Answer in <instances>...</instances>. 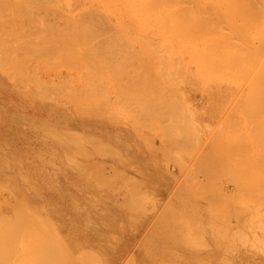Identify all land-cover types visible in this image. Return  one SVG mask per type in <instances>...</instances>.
Instances as JSON below:
<instances>
[{
    "label": "rangeland",
    "instance_id": "rangeland-1",
    "mask_svg": "<svg viewBox=\"0 0 264 264\" xmlns=\"http://www.w3.org/2000/svg\"><path fill=\"white\" fill-rule=\"evenodd\" d=\"M67 1L0 0V264H264V1Z\"/></svg>",
    "mask_w": 264,
    "mask_h": 264
},
{
    "label": "bare ground",
    "instance_id": "bare-ground-1",
    "mask_svg": "<svg viewBox=\"0 0 264 264\" xmlns=\"http://www.w3.org/2000/svg\"><path fill=\"white\" fill-rule=\"evenodd\" d=\"M193 1H194V0H193ZM218 1H219V0H218ZM229 1H230V0H229ZM231 1H232V0H231ZM241 1H242V0H241ZM261 1H262V0H261ZM263 1H264V0H263ZM178 2H179V1H178ZM191 2H192V1H191ZM200 2H202V0H201ZM227 2H228V1H227ZM244 2H245V1H244ZM256 2H258V1H256ZM256 2H255V3H256ZM67 3H68V6H70V8H73V9H74V5H75L77 2L75 3V2H73L72 0H69V1H67ZM249 3H250V2H249ZM253 3H254V2H253ZM258 3H259V2H258ZM192 4H193V3H192ZM200 4H201V3H200ZM207 4H208V3H207ZM220 4H221V3H220ZM256 4H257V3H256ZM259 4H260V3H259ZM23 5H24V4H23ZM186 5H187V4H186ZM215 5H216V4H215ZM244 5H245V4H244ZM261 5H263V3H262ZM194 6H195V4H194ZM202 6L204 7V6H206V4H205V5L203 4ZM213 6H214V4L212 5V7H213ZM216 6H217V5H216ZM248 6H249V5H248ZM212 7H209V8H212ZM226 7H227V6H226ZM262 7H263V6H262ZM205 8L208 9V7H205ZM227 8H228V7H227ZM247 8H248V7H247ZM89 9H90V8H89ZM224 9H225V8H224ZM202 10H203V9H202ZM202 10H201V11H202ZM204 10H205V9H204ZM211 10H212V9H211ZM218 10H219V9H218ZM243 10H244V9H243ZM246 10H247V9H246ZM249 10H250V9H249ZM207 11H208V10H207ZM215 11H217V10H215ZM253 11H254V10H253ZM255 11H256V9H255ZM209 12H210V11H209ZM204 13H205V12H204ZM217 13H218V11H217ZM252 13H253V12H252ZM258 13H259V12H258ZM198 14H199V13H198ZM210 14H213V12H210ZM249 14H250V13H249ZM263 14H264V11H263L262 15H263ZM81 15H82V13H81ZM98 15H100V14H98ZM185 15H187V14H185ZM179 16H180V15H179ZM247 16H249V15H247ZM97 17H98V16H97ZM99 17H100V16H99ZM99 17H98V18H99ZM182 17H183V16H182ZM182 17H181V18H182ZM202 17H203V16H202ZM206 17H207V16H206ZM209 17H210V15H209ZM179 18H180V17H179ZM191 18H192V17H191ZM214 18H215V17H214ZM214 18H213V20H214ZM216 18H217V17H216ZM256 18H257V20H258V19L260 18V16H259V17L256 16ZM225 19H226V18H225ZM230 19H231V18H230ZM84 20H85V18H84ZM187 20H188V19H187ZM210 20L212 21L211 18H210ZM215 20H216V19H215ZM215 20H214V22H216ZM219 20H220V19H219ZM239 20H240V19H239ZM249 20H250V19H249ZM249 20H248V21H249ZM82 21H83V20H82ZM203 21H204V20H203ZM227 21H228V20H227ZM234 21H235V20H234ZM84 22H85V21H84ZM95 22H97V21H95ZM100 22H101V21H100ZM103 22H105V20H104ZM206 22H207V21H206ZM208 22H210V21H208ZM212 22H213V21H212ZM212 22H211V23H212ZM217 23H219V22L217 21ZM217 23H216V24H213V25H214V26H215V25L217 26V25H218ZM245 23H246V22H245ZM84 24L86 25V23H84ZM248 24H249V23H248ZM105 25H106V24H105ZM208 25H209V24H208ZM232 25H233V24H232ZM93 26H94V24H93ZM107 26H108V25H107ZM210 26L212 27L211 24H210ZM90 27H91V26H90ZM217 27H218V26H217ZM224 27H225V26H224ZM229 27H230V25H229ZM106 28H107V27H106ZM214 28H216V27H214ZM214 28H211V30L213 29V30L216 32V30H215ZM83 29H85V27H83ZM83 29H82V30H83ZM86 29H88V27H87ZM101 29H102V28H101ZM205 29H206V28H205ZM229 29H230V28H229ZM107 30H108V29H107ZM217 30H218V29H217ZM246 30H247V29H246ZM86 31H87V30H86ZM89 31H91V30H89ZM89 31H88V32H89ZM203 31H204V30H203ZM208 31H209V30H208ZM248 31H249V30H248ZM84 32H85V30H84ZM204 32H205V31H204ZM217 32H218V31H217ZM217 32H216V34H217ZM223 32H224V31H223ZM86 33H87V32H86ZM86 33H85V34H86ZM100 33H101V32H100ZM213 33H214V32H213ZM85 34H84V33L82 34V38L85 36ZM96 34H97V33H96ZM111 34L114 35V34H116V32H115L114 34H113V33H111ZM111 34H110V36H108L109 38L111 37ZM208 34H209V33H208ZM216 34H215V35H216ZM218 34H219V33H218ZM223 34H224V33H223ZM93 35H94V34H93ZM206 36H207V35H206ZM225 36H226V35H225ZM229 36H230V35H229ZM116 37H117V36H116ZM119 37H120V36H119ZM201 37H202V36H201ZM216 37H218V36H216ZM244 37H245V36H244ZM85 38H86V37H85ZM85 38H83V40H84ZM87 38H88V37H87ZM106 38H107V37H106ZM106 38H105V40L109 41V39H106ZM113 38H114V37H113ZM219 38H220V37H219ZM224 38H225V37H224ZM88 39H89V38H88ZM88 39H85V40H88ZM226 39H227V38H226ZM85 40H84V42L87 43V41H85ZM89 40H91V39H89ZM89 40H88V41H89ZM115 40H116V39H115ZM220 40H221V39H220ZM230 40H231V39H230ZM234 41H235V40H234ZM89 42H91V41H89ZM89 42H88V43H89ZM99 42H101V41L98 40V43H99ZM111 42H113V40H111ZM114 42H115V45H116V41H114ZM114 42H113L112 45H114ZM124 42H125V41H124ZM86 43H84V44H86ZM88 43H87V44H88ZM98 43H96V44H98ZM120 43H122V45L125 44L126 47H128L127 45H129V44H126V42L123 44V41L120 42ZM120 43H117L116 47L118 46V44L121 45ZM262 43H263V42H262ZM82 44H83V43H82ZM84 44H83V45H84ZM87 44H86V45H87ZM94 44H95V43H93V45H94ZM107 44H110V43H108V42L105 43V45H107ZM228 44H229V43H228ZM231 44H232V43H231ZM236 44H237V43H236ZM93 45H92L91 48L95 47V46H93ZM103 45H104V44H103ZM105 45H104V46H105ZM115 45H114V46H115ZM207 45H208V44H207ZM239 45H240V44H239ZM261 45L264 46V44H261ZM90 46H91V45H90ZM90 46H89V47H90ZM99 46H100V44H99ZM104 46H103V47H104ZM109 46H110V45H108L107 47H109ZM129 46H130V45H129ZM208 46H209V45H208ZM250 46H251V45H250ZM250 46H249V47H250ZM257 46H258V45H257ZM263 46H261L260 48H262ZM96 47H98V45H97ZM100 47H101V49H103L102 46H100ZM100 47H99V48H100ZM120 47H121V46H120ZM126 47H125L126 52H129V51H130L129 53H131V50L128 49L129 47H128V48H126ZM229 47H230V46H229ZM112 48H114V47L111 46L110 49H112ZM260 48H259V49H260ZM263 48H264V47H263ZM94 49H96V48H94ZM107 49H108V48H107ZM107 49H106V50H107ZM127 49H128V50H127ZM130 49H131V48H130ZM236 49H237V48H236ZM239 49L241 50V48H239ZM255 49H256V51H257V48H256V47H255ZM86 50H87V49H84V51H86ZM96 50H97V49H96ZM96 50H94V51L97 52ZM125 50H124V51H123V50H122V51H119V52L121 53V55L123 54L122 52L125 53ZM205 50H206V49H205ZM240 50H239V51H240ZM91 51H93V50L91 49ZM91 51H89V52H91ZM99 51H100V50H99ZM102 51H103V50H101V52H102ZM132 51H133V50H132ZM256 51H255V52H256ZM70 52H71V51H70ZM101 52H100V54L103 55V53H101ZM112 52H114V51H112ZM112 52H110V53L112 54ZM119 52H118V53H119ZM255 52H254V53H255ZM83 53H84V52H83ZM107 53H108V51H107ZM110 53H108V54L105 53V54H106V55H109ZM116 53H117V52H116ZM120 53H119V54H120ZM129 53H128V54H129ZM248 53H249V52H248ZM263 53H264V52H263ZM74 54L76 55L77 53H74ZM84 54H85V53H84ZM84 54H83V55H84ZM98 54H99V52H98L97 54H95L94 56H96V55H98ZM100 54H99V55H100ZM126 54H127V53H125L124 55H126ZM128 54H127V55H128ZM161 54H162V53H161ZM234 54H235V53H234ZM257 54H258V53H257ZM99 55H98V56H99ZM102 55H101V56H102ZM252 55H253V56H256V55H254V54H252ZM259 55H260V53L258 54V56H259ZM72 56H73V55H72ZM86 56H87V55H85V57H86ZM111 56H112V55H110V57H111ZM113 56H114V55H113ZM116 56H117V55H116ZM135 56H138V55H135ZM258 56H257V57H258ZM260 56H261V55H260ZM70 57H71V55H70ZM74 57H75V56H74ZM81 57H82V54H81ZM122 57H123V56H122ZM124 57H125V56H124ZM131 57H132V55L130 54V57L128 56L129 60H128V58H126V60L128 61L127 64H128L129 66H130V65L133 66L132 64H134V63H131V62H132L131 59H130ZM141 57H142V56H141ZM245 57H246V56H245ZM68 58H69V57H68ZM105 58H106V57H104V59H103V58H102V59L99 58V61L101 62L102 60H105ZM112 58L115 59V57H112ZM139 58H140V57H139ZM236 58H237V57H236ZM248 58H249V57H248ZM254 58H255V57H254ZM79 59H80V57H79ZM87 59H88V57H87ZM89 59H90V58H89ZM110 59H111V58H110ZM118 59H119V58H118ZM122 59H123V58H122ZM124 59H125V58H124ZM134 59H135V57L133 58V60H134ZM136 59H137V58H136ZM256 59H257V58H256ZM77 60H78V59H77ZM77 60H76V61H77ZM111 60H112V59H111ZM126 60H125V61H126ZM167 60H168V59H167ZM252 60H253V58H252ZM252 60H250V62H251ZM257 60H258V59H257ZM263 60H264V58L262 59V63H263ZM90 61H91V60H89L88 62H90ZM94 61H95V59H94ZM107 61H108V56H107V58H106V61H102V62H103V64H104V63H106ZM112 61H113V63L111 62V65H109V64L106 63V65L104 64L103 66H107V65L112 66L113 64H114V65H115V64H118L117 66L115 65L117 68H116L115 66L110 67V68H106V70H107V69H110V71H111V69L114 70V71L116 70L115 74H114L113 71H111V72L113 73V74H112V80H113V76H114V75H116V78L118 77L117 75H119L118 73H119L120 71L117 73L118 68L121 69V68L123 67V69H124V67H125V70H126V68H127L126 66H128V65H127V64L125 65L126 62H124V60H123V62H124V66L122 65V62H121V61H120L121 64L118 63V62H117V59L115 60L117 63H114V60H112ZM118 61H119V60H118ZM73 62H75V61H73ZM108 62H110V60H109ZM252 62H253V61H252ZM256 62H257V61H256ZM256 62L254 61L252 64H254V63H256ZM76 63H77V62H76ZM93 63H94V62H93ZM158 63H159V62H158ZM77 64H78V63H77ZM77 64H76V65H77ZM119 64L122 65L121 68H120V65H119ZM137 64H138V63H137ZM161 64H162V63H161ZM164 64H166V63H164ZM260 64H261V63H260ZM263 64H264V63H263ZM88 65H89V63H88ZM90 65H91V64H90ZM90 65H89V66H90ZM158 65H160V64H158ZM71 66H72V65H71ZM89 66H88V67H89ZM94 66H95V65H94ZM94 66H90V67H94ZM109 66H108V67H109ZM137 66H138V65H137ZM139 66H141V65H139ZM139 66H138V67H139ZM163 66H164V65H163ZM86 67H87V66H86ZM95 67H96V66H95ZM134 67H135V66H134ZM214 67H216L215 64H214L213 68H214ZM253 67H254V66H253ZM113 68H114V69H113ZM152 68H153V67H152ZM88 69H89V68H88ZM93 69H94V68H93ZM93 69H92V71L90 70V71H88L87 73L93 72ZM95 69H96V68H95ZM99 69H100V70H99ZM99 69H98V70H99L98 72H100V71L103 69V67H102V69H101L100 66H99ZM123 69H122V71H123ZM133 69H134V68H133ZM140 69H141V68H140ZM144 69H146V68H144ZM259 69H260V68H259ZM263 69H264V68H263ZM125 70H124V74H126V75L128 76V75H129L128 73H130L129 71H131V69L128 70L127 73L125 72ZM256 70L258 71V68H257ZM256 70H255V71H256ZM126 71H127V70H126ZM249 71H250V70H249ZM252 71H253V70H252ZM257 71H256V72H257ZM263 71H264V70H263ZM80 72H81V70H80ZM102 72H104V69H103ZM111 72H110V74H111ZM133 72H135V71H133ZM133 72H131V73H133ZM153 72H154V71H153ZM162 72H163V71H162ZM168 72H169V71H168ZM171 72H172V70H171ZM207 72H208V71H207ZM256 72H255V73H256ZM76 73H77V72H76ZM83 73H84V72H83ZM135 73H136V75H135ZM135 73H134V75H133V74H130V76H133V78H134V76L137 77L138 74H137V72H135ZM139 73H140V72H139ZM169 73H170V72H169ZM172 73H173V72H172ZM249 73H251V72H249ZM258 73H259V72H258ZM84 74H86V73H84ZM93 74H94V73H93ZM122 74H123V72H122L119 76H121ZM141 74H142V73H141ZM141 74H140V75H141ZM146 74H147V73H146ZM152 74H154V73H152ZM155 74H156V73H155ZM161 74H162V73H161ZM165 74H166V73H165ZM261 74H264V73H261ZM69 75H70V74H69ZM100 75H103V74L99 73V76H100ZM105 75H107V74H105ZM163 75H164V74H163ZM251 75H252V74H251ZM253 75H254V73H253ZM257 75H258V74H257ZM82 76H84V75H82ZM89 76H91V74H89ZM99 76H98L97 78H99ZM123 76H124V75H123ZM130 76H129V77H130ZM149 76H150V75H149ZM165 76H166V75H165ZM165 76H164V77H165ZM169 76H170V75H169ZM85 77H87V76H85ZM100 77H101V76H100ZM102 77H103V76H102ZM102 77H101V79H102ZM141 77H142V76H141ZM147 77H148V76H147ZM153 77H154V76H153ZM116 78H114V81H112V83H113V82L116 83L117 81H118V82H120V81L123 82V81H124L125 83H126V82H130V83H132L131 80H130V81H127V80L125 81V79H123V81H122L121 78L118 77L119 80H120V81H119L118 78H117V79H116ZM122 78H123V77H122ZM126 78H127V77H126ZM130 78H131V77H130ZM133 78H132V79H133ZM173 78H174V77H173ZM254 78H255V77H254ZM105 79H106V77H105L104 79H102V80L105 82ZM115 79H116V81H115ZM138 79H139V77H138ZM153 79H154V78H153ZM252 79H253V76H252ZM97 80H98V79H96V81H97ZM102 80H101V81H102ZM106 80H107V79H106ZM108 80H109V79H108ZM108 80H107V81H108ZM166 80H167V79H166ZM249 80H250V79H249ZM261 80L263 81L264 79L261 78ZM96 81H95V82H96ZM98 81H99V80H98ZM98 81H97V82H98ZM103 81H102V82H103ZM132 81L135 82L136 80H135V81L132 80ZM138 81H139V80H138ZM142 81H143V80H142ZM118 82H117V84H118ZM121 82H120V83H121ZM140 82H141V80H140ZM148 82H149V81H148ZM151 82H152V81H151ZM246 82H247V81H245V83H246ZM249 82H250V81H249ZM91 83H93V82H91ZM105 83H106V82H105ZM115 83H113V84L115 85ZM120 83H119V84H120ZM136 83H138V82H136ZM153 83H154V80H153ZM259 83H260V82H259ZM263 83H264V81H263ZM108 84H109V83H108ZM108 84H106V85L108 86ZM117 84H116V85H117ZM121 84H122V83H121ZM121 84H120V85H121ZM126 84L129 85L128 83H126ZM146 84H147V83H146ZM234 84H235V82H234ZM95 85H96V83H95ZM102 85L104 86V84H102ZM102 85H100V86L102 87ZM131 85L134 86V83L131 84ZM149 85H150V84H149ZM260 85H261V84H260ZM143 86H144V85H143ZM143 86H142V87H143ZM261 86H262V85H261ZM86 87H87V85H86ZM91 87L93 88V87H95V86H91ZM104 87H105V86H104ZM118 87H119V85H118ZM138 87L140 88L141 86L138 85ZM156 87H157V86H156ZM205 87H206V86H205ZM97 88H98V87H97ZM116 88H117V87H115V88H113V89H116ZM121 88H122V87H121ZM133 88H134V87H133ZM135 88H136V85H135ZM143 88H145V87H143ZM147 88H148V87H147ZM263 88H264V84H263ZM94 89H95V88H94ZM83 90H84V88H83ZM85 90H86V89H85ZM131 90H132V89H131ZM260 90H261V88H260ZM263 90H264V89H263ZM86 91H88V90H86ZM101 91H104V90H101ZM117 91L119 92L120 90L117 88ZM122 91H123V90H122ZM122 91H121V92H122ZM128 91H130V90H128ZM128 91H127V92H128ZM132 91H135V90H132ZM132 91H130V92H131L133 95H134V93L136 94V91H135L134 93H133ZM138 91H139V90H138ZM167 91H169V90H167ZM218 91H219V90H218ZM118 92H117V93H118ZM140 92H141V91H140ZM140 92H139V93H140ZM147 92H148V91H147ZM159 92H160V91H159ZM115 93H116V91H115ZM117 93H116L115 96H117ZM131 93H130V94H131ZM137 93H138V92H137ZM139 93H138V94H139ZM148 93H149V92H148ZM148 93H147V94H148ZM263 93H264V91H263ZM160 94H161V93H160ZM195 94H196V93H195ZM257 94H259V93H257ZM119 95H122V93H120ZM119 95H118L117 97H119ZM123 95H124V94H123ZM123 95H122V96H123ZM133 95H130V97L133 96ZM139 95H140V94H139ZM149 95H150V94H149ZM166 95H167V94H166ZM168 95H169V94H168ZM237 95H238V94H237ZM261 95H262V94H261ZM122 96H121V97H122ZM126 96H127V95H124V97H126ZM140 96H141V95H140ZM140 96H138V97H140ZM171 96H172V95H171ZM225 96H226V95H225ZM254 96H255V95H254ZM263 96H264V94L262 95V97H263ZM121 97H120V99H122ZM130 97L127 96L126 98H128V100H129ZM136 97H137V96H136ZM143 97L145 98V96H143ZM201 97H202V95H201ZM207 97H210V98H207ZM227 97H228V96H227ZM262 97L260 96L259 99L257 98V101H258L259 105H260V101H259V100L262 99ZM134 98H135V96L133 97V99H134ZM144 98H143V99H144ZM147 98H148V97H147ZM168 98H169V97H168ZM177 98H178V97H177ZM204 98L209 99V100H208V101H209L208 103H216V101H217V97H216L214 94H212V95H211V94H208V96H206V97H204ZM219 98H220V97H219ZM233 98H234V97H233ZM120 99L118 98V100H120ZM124 99H125V98H124ZM124 99H123V100H124ZM130 99H132V98H130ZM136 99H137V98H135V100H136ZM140 99H142V98H139L137 101H140ZM154 99H155V98H154ZM165 99H166V98H165ZM126 100H127V99H126ZM158 100H161V99H158ZM202 100H203V99H202ZM232 100H235V98L232 99ZM236 100H237V99H236ZM262 100H263V99H262ZM143 101H145V100H143ZM164 101H165V100H164ZM199 101H200V100H199ZM121 102H122V101H121ZM124 102H125V101H124ZM129 102L131 103V101H129ZM132 102L134 103V101H132ZM145 102H146V101H145ZM136 103H137V102H136ZM140 103H141V101H140ZM150 103H152V101H150ZM188 103H189V105L191 106V108H193V105H194V104H193V103H190V102H188ZM205 103H206V100H205ZM231 103H232V102H231ZM253 103H254V101H253ZM256 103H257V102H256ZM128 104H129V103H127V105H128ZM137 104H139V103H137ZM137 104H135V105H137ZM155 104H156V103H155ZM158 104H159V103H158ZM166 104H167V103H166ZM232 104H233V103H232ZM263 104H264V103H263ZM129 105H130V104H129ZM146 105H147V104H146ZM146 105H145V107H148V105H147V106H146ZM152 105H154V104H152ZM173 105H174V104H173ZM139 106H140V105H139ZM154 106H155V105H154ZM171 106H172V105H171ZM262 107L264 108V105H262ZM136 108H137V107H136ZM136 108H134V109H136ZM139 108H141V109H138L139 111L143 110L142 105H141ZM154 108H155V107H154ZM167 108H169V107H167ZM167 108H166L165 111H167ZM215 108H216V107H215ZM228 108H229V107H228ZM250 108H251V107H250ZM258 108H259V107H258ZM131 109H133V107H132ZM194 109H196V108H194ZM248 109H249V108H248ZM260 109H261V108H260ZM144 110H146V108H145ZM147 110H149V109L147 108ZM188 110H189V109H188ZM231 110H232V109H231ZM261 110L263 111L264 109H261ZM134 111H135V110H134ZM136 111H137V109H136ZM194 111H195V110H194ZM248 111H249V110H248ZM160 113H161V112H160ZM255 113H256V112H255ZM171 114H172V113H171ZM176 114H177V113H176ZM234 114H235V113H234ZM252 114H253V113H252ZM159 115H160V114H159ZM169 115H170V114H169ZM218 116H220V115H218ZM197 117H198V116H197ZM237 117H238V115H237ZM237 117H236V120H237ZM250 117H251V116H250ZM262 117H263V116H262ZM151 118H152V117H151ZM238 118H239V117H238ZM167 119H168V118H167ZM220 119H222V118H220ZM260 120H261V118H260ZM230 121H232V119H230ZM233 122H235V121H233ZM260 122H261V121H260ZM237 123H238V122H237ZM175 124H176V123H175ZM226 124H227V123H226ZM239 124H240V122H239ZM239 124H238V125H239ZM255 124H256V123H255ZM261 124H262V123H261ZM221 125H222V123H221ZM227 125H228V124H227ZM262 125H263V124H262ZM258 126H259V125H258ZM195 127H196V126H195ZM239 127H241V126H239ZM255 127H256V126H255ZM222 128H224V127L222 126ZM227 128H229V127H227ZM190 129H191V128H190ZM193 129H194V127H193ZM229 129H230V128H229ZM255 129H256V128H255ZM210 130H211V129H210ZM220 130H221V129H220ZM261 131H262V130H261ZM225 132H226V131H225ZM232 132H233V131H232ZM230 134H231V133H230ZM233 134H234V133H233ZM178 135H179V134H178ZM234 136H235V135H234ZM234 136H233V138H234ZM238 136H239V135H238ZM263 136H264V134H263ZM263 136H262V138H260L261 140L263 139ZM196 138H197V137H196ZM233 138H232V139H233ZM240 138H241V136H240ZM225 139H226V138H225ZM260 139H259V140H260ZM183 140H184V139H183ZM234 140H235V139H234ZM238 140H239V138H238ZM240 140H241V139H240ZM253 140H254V138H253ZM257 140H258V138H257ZM227 141H228V140H227ZM231 141H232V140H231ZM235 141H237V140H235ZM263 141H264V139H263ZM182 142H184V141H182ZM189 142H190V141H189ZM198 142H199V141H198ZM198 142H197V143H198ZM254 142H255V141H254ZM256 142H257V141H256ZM185 143H186V142H185ZM185 143H184V144H185ZM192 143H194V142H192ZM225 143H226V142H225ZM229 143H230V142H229ZM239 143H240V142H239ZM186 144H187V143H186ZM195 144H196V143H195ZM257 144H258V143H257ZM261 144H262V143H261ZM180 145H181V144H180ZM187 146H188V145H187ZM190 146H191V145H190ZM193 146H194V145H193ZM232 146H233V145H232ZM191 147H192V146H191ZM185 148H186V147H185ZM237 148H238V147H237ZM205 149H206V148H205ZM204 151H205V150H204ZM206 152H207V150H206ZM202 153H204V152H202ZM202 153H201V154H202ZM204 154H205V153H204ZM198 155H199V154H198ZM238 156H239V155H238ZM195 158H196V157H195ZM246 162H248V161H246ZM244 163H245V162H244ZM248 164H249V162H248ZM191 167H193V166H191ZM225 167H226V166H225ZM253 168H255V167H253ZM222 169H223V168H222ZM257 169H259V168H257ZM223 170H224V169H223ZM263 170H264V169H263ZM232 171H234V170H232ZM242 171H243V170H242ZM253 171H254V170H253ZM235 172H236V171H235ZM235 172H234V174H235ZM240 172H241V171H240ZM244 172H246V171H244ZM254 173H255V172H254ZM258 173H259V171H258ZM263 173H264V172H263ZM237 174H238V173H237ZM242 174H243V173H242ZM242 174H240V176H241ZM258 175H259V174H258ZM235 176H236V175H235ZM235 176H234V178H235ZM254 176H255V175H254ZM260 176H261V175H260ZM243 177H245V175H244ZM257 177H258V176H257ZM236 178H237V177H236ZM236 178H235V179H236ZM261 178H262V177H260V179H261ZM241 179H242V178H241ZM257 179H258V178H257ZM229 180H230V179H229ZM262 180H263V179H262ZM260 181H261V180H260ZM238 183H239V181H238ZM260 185H261V184H260ZM241 186H243V185H241ZM250 186H251V184H250ZM261 186H262V185H261ZM240 190H241V189H240ZM220 192H221V191H220ZM242 193H244V192H242ZM242 195H245V194H242ZM240 196H241V195H240ZM242 197H243V196H242ZM258 197H259V196H258ZM255 198H256V197H255ZM260 198H261V196H260ZM260 200H261V199H260ZM260 200H258V201H260ZM263 200H264V199H263ZM255 201H256V200H255ZM260 213H261V212H260ZM254 214H255V213H254ZM263 215H264V214H263ZM1 233H2V232H1ZM2 235H3V233H2ZM2 235H1V237H2ZM8 238H9V236H8ZM0 242H1V239H0ZM6 242H7V241H6ZM2 243H3V242H2ZM0 246H1V245H0ZM0 248H2V246H1ZM0 250H2V249H0ZM3 252H4V251H3ZM3 252H2V253H3ZM45 256H46V255H45ZM2 257H3V256H2ZM2 257H1V258H2ZM39 257H40V256H39ZM6 258H7V257H6ZM26 258H27V257H26ZM5 260H6V259H5ZM16 261H17V260H16ZM0 262H1V261H0ZM3 262H4V261H3ZM40 264H41V263H40Z\"/></svg>",
    "mask_w": 264,
    "mask_h": 264
},
{
    "label": "crops",
    "instance_id": "crops-1",
    "mask_svg": "<svg viewBox=\"0 0 264 264\" xmlns=\"http://www.w3.org/2000/svg\"><path fill=\"white\" fill-rule=\"evenodd\" d=\"M214 91V93H209V94H214L216 97H217V101H216V103H208L209 101V99H207V98H210V97H207V98H204V97H206V95H204V93L202 94V97H201V99L200 100H202V101H204V103H205V100H206V103L204 104V106L205 107H211V112H206V111H204L205 109H201L200 108V105L198 106L197 104H196V106L195 107H193L192 108V110H193V114H194V117H195V119H196V121H198V122H200V121H202L205 117H209L210 119H214V118H216V117H220L221 115H220V110L218 109V107H220V104H219V102H220V100L224 103V101H225V99H224V97L223 96H225V94H222V93H218V91L217 90H213ZM208 96V95H207ZM220 97V98H219ZM190 103H193V101L191 102V100H190ZM191 107V106H190ZM216 107V108H215ZM194 108H196V109H194ZM195 110V111H194ZM218 115H220V116H218ZM198 116V117H197Z\"/></svg>",
    "mask_w": 264,
    "mask_h": 264
}]
</instances>
